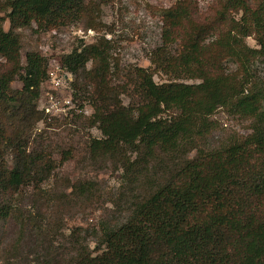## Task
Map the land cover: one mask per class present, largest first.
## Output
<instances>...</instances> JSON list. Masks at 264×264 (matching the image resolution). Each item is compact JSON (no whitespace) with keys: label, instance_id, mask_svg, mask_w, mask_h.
Here are the masks:
<instances>
[{"label":"trees","instance_id":"obj_1","mask_svg":"<svg viewBox=\"0 0 264 264\" xmlns=\"http://www.w3.org/2000/svg\"><path fill=\"white\" fill-rule=\"evenodd\" d=\"M95 1L0 0L1 264H264V91L250 75L264 63V0H219L203 11L198 0H174L158 10L154 69L134 68L124 83H112L117 63L103 37L60 57L101 134L89 138V156L119 173L111 211L90 231L62 233V214L100 193L93 181L51 186L59 165L33 138L47 59L28 51L23 64L18 30H99ZM176 43V54L166 50ZM155 72L165 80L156 83ZM217 110L248 121L249 133L210 143Z\"/></svg>","mask_w":264,"mask_h":264},{"label":"rangeland","instance_id":"obj_2","mask_svg":"<svg viewBox=\"0 0 264 264\" xmlns=\"http://www.w3.org/2000/svg\"><path fill=\"white\" fill-rule=\"evenodd\" d=\"M219 0H198L200 11L216 4ZM99 6L98 21L104 25L99 30L85 29L83 23L61 27L59 29L43 30L35 26L18 30L21 36V61L24 64L28 51H38L47 59V79L40 87L37 108L43 112L44 120L36 124L33 138L36 144L47 148L59 165L56 170L57 184L52 187L63 190L65 180L69 183L93 181L100 193L91 202L81 204L63 215L62 233L67 236L77 228L90 231L94 225L111 211L108 200L117 192L118 172L105 160H92L87 150L89 138H100V132L89 127L88 117L92 113L89 97L73 98L70 83L73 76L60 66L59 59L69 53L79 44L87 45L103 37L110 43V54L117 63L116 76L112 83H124L134 68L153 70L151 56L161 46V21L158 10L167 8L174 0H96ZM5 22L4 29L7 30ZM250 48L257 49L254 39L246 38ZM172 54L180 50L179 44L166 48ZM255 61L250 70L252 79L258 88L264 91V63ZM226 69L232 72L236 66L226 64ZM153 80L161 83L165 77L154 73ZM183 82L192 83L186 79ZM13 89L19 90L18 80L12 83ZM126 104L127 99L123 100ZM217 130L210 137V143L216 145L231 137H243L249 133V122L217 110L212 117ZM68 156L67 160L62 157ZM11 227V226H10ZM10 230V228H9ZM90 247L92 239L88 237ZM61 245L68 241L59 239ZM1 264V261H0Z\"/></svg>","mask_w":264,"mask_h":264}]
</instances>
